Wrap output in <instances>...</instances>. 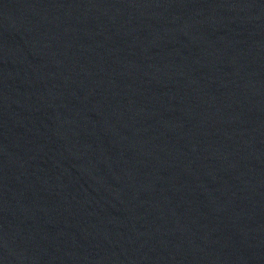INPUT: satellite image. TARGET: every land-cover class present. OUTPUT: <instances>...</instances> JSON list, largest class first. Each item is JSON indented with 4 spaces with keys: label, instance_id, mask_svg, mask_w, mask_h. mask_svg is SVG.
I'll list each match as a JSON object with an SVG mask.
<instances>
[{
    "label": "water",
    "instance_id": "water-1",
    "mask_svg": "<svg viewBox=\"0 0 264 264\" xmlns=\"http://www.w3.org/2000/svg\"><path fill=\"white\" fill-rule=\"evenodd\" d=\"M0 264H264V0H0Z\"/></svg>",
    "mask_w": 264,
    "mask_h": 264
}]
</instances>
